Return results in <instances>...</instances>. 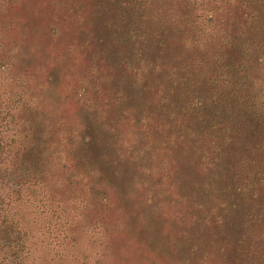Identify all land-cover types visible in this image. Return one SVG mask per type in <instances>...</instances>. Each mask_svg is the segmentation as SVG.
<instances>
[{"label": "rangeland", "instance_id": "374dc122", "mask_svg": "<svg viewBox=\"0 0 264 264\" xmlns=\"http://www.w3.org/2000/svg\"><path fill=\"white\" fill-rule=\"evenodd\" d=\"M76 2L77 24L63 29L55 23L59 33L39 36L31 52L30 30H10L15 57L0 70V137L22 141L25 130L34 127L27 161L44 179H52L56 196L51 197L61 199L77 189L86 200L66 209L78 217L65 218V231L74 229L79 236L77 255L67 259L40 234L49 216L32 201L34 196L36 203L46 199L30 194V255L23 264H203L213 240L231 247L239 234L231 229L234 219L217 220L223 175L215 166L204 168L199 152L206 116L194 101L207 88L185 81L191 60L183 43L188 2L156 0L150 20L134 32L117 21L109 0ZM46 13L54 22L56 12ZM17 15L30 22V12ZM88 75L112 102L107 124L121 133L128 144L124 150L118 136L110 142L82 107L78 95L89 93L78 88ZM18 92L24 96L22 119L12 118L15 108L5 105H17ZM67 132L87 137L88 151L70 143L61 153L57 143ZM62 157L90 158L92 174L85 183L70 185L72 174L52 173ZM10 166L0 162V201L13 189ZM7 258L0 252V263ZM210 261L220 264L218 256Z\"/></svg>", "mask_w": 264, "mask_h": 264}, {"label": "trees", "instance_id": "16d2710c", "mask_svg": "<svg viewBox=\"0 0 264 264\" xmlns=\"http://www.w3.org/2000/svg\"><path fill=\"white\" fill-rule=\"evenodd\" d=\"M155 1L109 0V9L121 25L126 24L130 32H134L139 24L150 20ZM187 2L190 13L185 22L183 43L190 51L191 60L185 81L207 88L206 95L194 101L206 116L199 152L204 168L215 166L223 175L224 183L215 211L217 220L234 219L231 229L234 234H239L231 247L213 240L203 264H209L214 256H218L220 264H264V0ZM76 6V0H0V70L13 64L10 57H15L17 44L12 41L10 30L17 26L24 31L30 30L31 52V45L40 39L39 36L59 33L55 23L63 29L74 22L77 24ZM48 10L53 14L56 12L54 22L50 20L51 14L46 13ZM20 11L27 15L30 12L29 23L25 17L15 18ZM62 12L68 19H64ZM102 89L95 76L88 75L78 92L89 95L85 98L78 95L79 100L81 98L84 110L95 117L98 127L110 135V142L118 136L117 143L124 150L128 144L122 140L121 133L115 128L112 131L113 125L107 124L112 102H108ZM16 96L18 100L11 101H16L17 105L15 102L5 105L15 108L12 118L18 115L17 118L22 119L24 96L21 92ZM28 130L22 141L5 142L0 137V162L12 165L8 170L13 185L10 196L0 201V252L8 257L0 264H23L30 255V194L43 196L47 201L36 203L35 196L32 201L34 207L42 208L49 216L47 226L40 234H45L47 240L57 245L62 251L61 258L77 255L79 236L74 234V229L71 234L68 229L65 231V218L73 221L78 213L71 216L66 214V209H73L79 200L82 205L86 200L83 195L80 197L77 189L61 199L51 197L52 194L56 196L51 185L54 182L51 178L44 179L42 172L33 169L27 161L26 153L32 149L30 143H34L35 129L30 126V132ZM67 133L61 135L57 143H61V153L70 143L88 151L90 141L87 137H80L78 132ZM257 137L259 140L256 141ZM118 146L116 144L115 148ZM89 159L72 161L64 157L55 160L52 173L72 174L70 185L80 186L85 183L84 178L92 174L91 164L87 163ZM102 195L106 197L104 193ZM40 203L45 204L41 207L38 206ZM23 207L27 208L28 214L21 210Z\"/></svg>", "mask_w": 264, "mask_h": 264}]
</instances>
